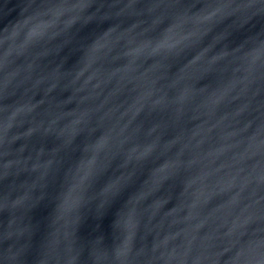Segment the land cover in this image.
<instances>
[{"label": "water", "instance_id": "water-1", "mask_svg": "<svg viewBox=\"0 0 264 264\" xmlns=\"http://www.w3.org/2000/svg\"><path fill=\"white\" fill-rule=\"evenodd\" d=\"M0 264H264V0H0Z\"/></svg>", "mask_w": 264, "mask_h": 264}]
</instances>
